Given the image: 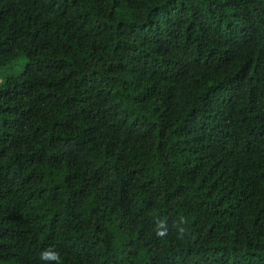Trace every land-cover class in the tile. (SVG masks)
<instances>
[{
  "label": "trees",
  "instance_id": "trees-1",
  "mask_svg": "<svg viewBox=\"0 0 264 264\" xmlns=\"http://www.w3.org/2000/svg\"><path fill=\"white\" fill-rule=\"evenodd\" d=\"M21 57L0 264H264V0H0Z\"/></svg>",
  "mask_w": 264,
  "mask_h": 264
},
{
  "label": "clouds",
  "instance_id": "clouds-1",
  "mask_svg": "<svg viewBox=\"0 0 264 264\" xmlns=\"http://www.w3.org/2000/svg\"><path fill=\"white\" fill-rule=\"evenodd\" d=\"M188 223L187 219L184 217L180 218V223L176 225V238L184 239L186 234H188V229L180 225H186ZM156 238L163 240L169 235V229L167 224L160 220L155 229ZM39 259L45 264H61V254L54 247H49L40 252Z\"/></svg>",
  "mask_w": 264,
  "mask_h": 264
},
{
  "label": "rangeland",
  "instance_id": "rangeland-1",
  "mask_svg": "<svg viewBox=\"0 0 264 264\" xmlns=\"http://www.w3.org/2000/svg\"><path fill=\"white\" fill-rule=\"evenodd\" d=\"M24 61L25 58L21 57L13 63L0 65V84H2V82L5 80V77L9 72H11L12 70H19Z\"/></svg>",
  "mask_w": 264,
  "mask_h": 264
}]
</instances>
